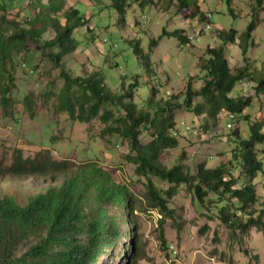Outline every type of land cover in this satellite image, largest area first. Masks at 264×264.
Returning a JSON list of instances; mask_svg holds the SVG:
<instances>
[{"label": "rangeland", "instance_id": "obj_1", "mask_svg": "<svg viewBox=\"0 0 264 264\" xmlns=\"http://www.w3.org/2000/svg\"><path fill=\"white\" fill-rule=\"evenodd\" d=\"M58 1L61 8L53 11L47 0H0V17L21 23L50 16L63 24L64 10L69 6L76 9L87 21L85 26L72 32L77 48L63 56L65 67L79 74L80 62L87 68L90 64L99 66L105 86L113 93H124L136 78L132 102L137 110L151 112L155 101H164L170 95L177 96L181 102L180 94L190 77L191 87L199 89L203 71L198 61L207 58L206 47L223 46L224 58L232 71L244 65L241 54L244 50L248 70L256 77L264 76V0L259 8L256 0H196L200 12L210 13L211 28L207 31H202L203 22L179 16L175 0H151L152 4L142 8L139 2L147 0H124L122 14L111 6V0ZM253 10H257V20L251 36L247 37L245 31ZM163 30L184 31L197 40L180 46L175 38L162 35ZM230 30L236 32L234 42L217 38V32ZM53 36V30L46 27L40 39L46 41ZM151 39L156 40L152 49ZM136 43L147 55V67L133 52ZM26 47V53L12 54L10 65L6 66L7 69L10 66L14 87L10 102L5 105L0 102V164L8 165L16 148L22 151L23 157L48 152L53 159L66 160L75 168L96 163L116 183L128 188L134 204L126 216L130 225L125 226V219L120 221V238L112 249L102 254L98 264H264V232L253 227L245 233L228 230L217 217L221 202L199 203L181 185L168 200L171 215L161 217V213L150 206L146 180L134 173V164L127 159L130 155L127 141L116 134L100 135L105 126L115 125V117L122 116V112L115 106L104 105L111 113L107 123L99 118L88 123L75 122L65 112H58L56 93L62 85L58 70L43 55L44 48L36 49L29 41ZM254 84L242 80L229 93L231 97L251 98L250 107L244 112L248 115L246 121L221 116L215 122L205 121L201 115L195 116L183 108L175 109L174 131L178 144L161 154L160 163L165 167L183 164L191 175L198 164L209 168L223 164L228 170L230 163L233 164L231 154L235 144L226 123H232L233 128L237 126L245 137L247 122L264 121V96L254 94ZM151 88L156 92L154 102H148ZM26 95L30 98L32 113L24 108ZM194 101L202 100L195 98ZM149 140V135L143 132L140 142L146 144ZM151 178L158 187H166ZM61 181V177L9 180L0 176V196L11 195L22 202L34 192L44 191L47 186ZM242 183L239 179L236 185ZM254 183L259 194L264 192V179L257 176ZM209 198L215 201V197L210 195ZM108 215L123 217L121 210L115 208L108 209ZM162 239L164 245L160 242ZM170 245L175 254L169 252Z\"/></svg>", "mask_w": 264, "mask_h": 264}, {"label": "trees", "instance_id": "obj_2", "mask_svg": "<svg viewBox=\"0 0 264 264\" xmlns=\"http://www.w3.org/2000/svg\"><path fill=\"white\" fill-rule=\"evenodd\" d=\"M47 1L53 11L61 8L58 0H54V3ZM175 1V11L183 19H197L210 25L206 21H209L210 13L200 12L196 0ZM148 4H152V1H141L138 6L142 8ZM261 4L262 0H256L258 8ZM111 6L119 14L124 12V0H111ZM256 12L253 10L252 20L245 31L247 37L254 29ZM63 18L62 24L50 16L35 17L21 23L0 17L2 105L10 102L14 87L10 66L9 69L6 67L10 65L11 55L26 53L27 42H32L36 49H45L43 55L58 70V77L62 80L61 88L56 93L58 112H65L70 120L80 123H88L95 118L107 123L111 113L104 105L115 106L122 112V116L115 117V125L105 126L100 135L116 134L127 141L130 153L127 159L134 164V173L146 180L150 206L156 208L161 217L171 215L168 200L175 189L183 185L199 203L203 204L204 200L221 202L217 217L231 232L238 230L245 233L251 227L264 232V192L259 194L254 183L257 176L264 179V121L247 122L245 137L237 126L233 128L230 123V136L235 147L231 154L233 164L230 163L228 170L223 164L212 168L198 164L194 175H191L183 164L165 167L159 161L163 152L178 144L174 131L175 109L183 108L211 122H215L223 113L232 114L234 119L248 120L244 112L250 107L251 98L229 96L234 85L242 80L254 82V94L264 96V76L256 77L248 70L245 51L241 50L244 65L232 71L224 58L223 46L206 47L207 58L198 61L203 71L199 89L191 87L190 77L180 94L181 102L177 96L170 95L164 101H155L151 112L137 110L132 102L136 78L124 93H113L105 86L104 74L99 66L90 64V68H87L80 62L79 74L65 67L63 56L77 48L72 32L85 26L87 20L71 6L64 10ZM46 27L53 30L54 36L41 41ZM86 30L89 31L87 27ZM162 35L175 38L180 46L191 43L184 31L163 30ZM216 35L224 41L234 42L236 32L220 31ZM155 46L156 40L151 39L150 48ZM133 52L142 65H149L147 55L137 43ZM150 92L148 102H154L156 92L153 88ZM195 98L202 101L195 102ZM23 105L32 113L29 96L23 99ZM143 132L150 138L146 144L140 142ZM0 176L9 180L62 178L59 184L34 192L22 202H17L11 195L0 196V264H98L102 254L112 249L120 238V221L125 219V226L130 225L126 216L134 208L132 193L124 184L116 183L96 163L75 168L66 160L53 159L48 152L23 157L22 151L16 148L12 150L8 165L0 164ZM151 177L166 187H158ZM239 179L243 183L236 185ZM210 195L215 197V201L209 198ZM111 208L121 210L123 217L108 215ZM160 242L165 244L163 239Z\"/></svg>", "mask_w": 264, "mask_h": 264}, {"label": "bare ground", "instance_id": "obj_3", "mask_svg": "<svg viewBox=\"0 0 264 264\" xmlns=\"http://www.w3.org/2000/svg\"><path fill=\"white\" fill-rule=\"evenodd\" d=\"M207 18H209V15H207ZM209 28H210V25H209L208 23H206V24L204 25L202 31H207ZM187 37H188V39L191 40V41H192L193 39H195V38H193V37H191V36H187ZM195 40H197V39H195ZM230 117H233V115L230 114ZM230 126H231V124H230V123H227V127H230ZM170 246H172V245H170ZM171 253L175 254V253H176L175 249L171 250Z\"/></svg>", "mask_w": 264, "mask_h": 264}, {"label": "built area", "instance_id": "obj_4", "mask_svg": "<svg viewBox=\"0 0 264 264\" xmlns=\"http://www.w3.org/2000/svg\"><path fill=\"white\" fill-rule=\"evenodd\" d=\"M206 21L207 22H209L208 21V19H206ZM107 40L106 39H103V42H106ZM221 117H223V118H225V119H234V117H230V114L229 113H223L222 115H220ZM226 127H227V123H226ZM174 249V247L173 246H169V252H171V250H173Z\"/></svg>", "mask_w": 264, "mask_h": 264}]
</instances>
